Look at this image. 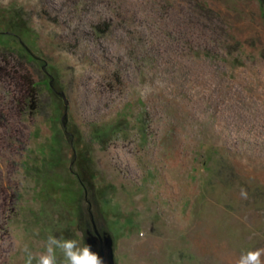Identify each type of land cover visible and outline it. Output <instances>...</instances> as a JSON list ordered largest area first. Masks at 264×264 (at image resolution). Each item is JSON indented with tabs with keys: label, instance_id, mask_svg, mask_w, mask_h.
<instances>
[{
	"label": "rangeland",
	"instance_id": "rangeland-1",
	"mask_svg": "<svg viewBox=\"0 0 264 264\" xmlns=\"http://www.w3.org/2000/svg\"><path fill=\"white\" fill-rule=\"evenodd\" d=\"M8 28L55 92L25 114L0 77V264L92 221L115 264L264 248V0H0Z\"/></svg>",
	"mask_w": 264,
	"mask_h": 264
},
{
	"label": "clouds",
	"instance_id": "clouds-1",
	"mask_svg": "<svg viewBox=\"0 0 264 264\" xmlns=\"http://www.w3.org/2000/svg\"><path fill=\"white\" fill-rule=\"evenodd\" d=\"M242 195H246L242 192ZM24 264H104L103 258L91 250V246L78 239L49 234L44 244V251L33 253L27 244L21 248ZM264 248L242 252L235 264H264L261 257Z\"/></svg>",
	"mask_w": 264,
	"mask_h": 264
},
{
	"label": "trees",
	"instance_id": "trees-1",
	"mask_svg": "<svg viewBox=\"0 0 264 264\" xmlns=\"http://www.w3.org/2000/svg\"><path fill=\"white\" fill-rule=\"evenodd\" d=\"M9 30H6V32L2 33L0 31L1 35H6L8 38H16L19 40V42L22 43V48L20 54H17L15 50H12L10 47H6L5 45H0V64H3V67H0V77L11 83L12 89H13V96L16 97L18 102L22 104L26 112L28 114H34L38 111V96L41 91V87H47L48 91L54 93V76L50 75L49 81L43 80L42 82H35L33 80V77L30 73V71L27 68H23L22 63L30 64L33 62L34 58L30 52V50L27 48L26 44L24 43L21 33L24 31L23 28H8ZM97 29V28H96ZM109 28H106L108 30ZM18 55V57L21 59V61H18L17 63L20 64L19 68H15L16 66L9 65L10 63H14L12 60V57ZM11 58V59H10ZM9 66V71L6 70L5 67ZM17 70V71H16ZM23 71V73H22ZM1 131V126H0Z\"/></svg>",
	"mask_w": 264,
	"mask_h": 264
},
{
	"label": "water",
	"instance_id": "water-1",
	"mask_svg": "<svg viewBox=\"0 0 264 264\" xmlns=\"http://www.w3.org/2000/svg\"><path fill=\"white\" fill-rule=\"evenodd\" d=\"M92 225L93 232L86 235L85 244L90 245L91 250L103 258L104 264H115L112 237L101 234L93 221Z\"/></svg>",
	"mask_w": 264,
	"mask_h": 264
}]
</instances>
